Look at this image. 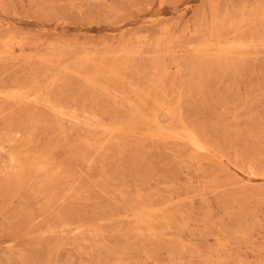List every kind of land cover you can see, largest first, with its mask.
<instances>
[{"label":"rangeland","instance_id":"obj_1","mask_svg":"<svg viewBox=\"0 0 264 264\" xmlns=\"http://www.w3.org/2000/svg\"><path fill=\"white\" fill-rule=\"evenodd\" d=\"M0 264H264V0H0Z\"/></svg>","mask_w":264,"mask_h":264},{"label":"bare ground","instance_id":"obj_2","mask_svg":"<svg viewBox=\"0 0 264 264\" xmlns=\"http://www.w3.org/2000/svg\"><path fill=\"white\" fill-rule=\"evenodd\" d=\"M40 166V165H39ZM44 168V167H43Z\"/></svg>","mask_w":264,"mask_h":264}]
</instances>
